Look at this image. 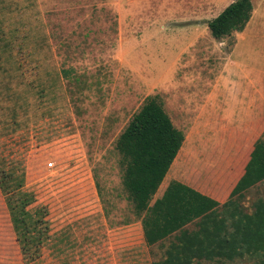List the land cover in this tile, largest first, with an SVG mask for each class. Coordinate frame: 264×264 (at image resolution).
I'll use <instances>...</instances> for the list:
<instances>
[{
    "label": "rangeland",
    "instance_id": "obj_1",
    "mask_svg": "<svg viewBox=\"0 0 264 264\" xmlns=\"http://www.w3.org/2000/svg\"><path fill=\"white\" fill-rule=\"evenodd\" d=\"M233 2L0 0V176L8 189L19 182L34 194L31 210L45 209L40 227H49L40 256L24 257L0 189L3 264L164 260L162 248L144 242L116 150L149 97L185 136L163 185L193 181L190 171L200 164L208 172L212 161L213 173L241 174L264 129L249 135L264 109V0H253L243 33L217 41L208 23ZM207 176L195 181L209 191ZM261 198L264 185L244 205L251 211Z\"/></svg>",
    "mask_w": 264,
    "mask_h": 264
},
{
    "label": "trees",
    "instance_id": "obj_2",
    "mask_svg": "<svg viewBox=\"0 0 264 264\" xmlns=\"http://www.w3.org/2000/svg\"><path fill=\"white\" fill-rule=\"evenodd\" d=\"M253 12V0H234L208 23L212 37L222 41L243 33ZM62 72L66 77L71 73ZM184 142L183 132L175 127L163 102L155 96L146 99L116 144L122 184L141 221L145 243L165 250V258L158 264L246 260L264 264V199H258L251 211L244 205L251 190L264 185V134L255 142L244 174L225 204L178 181H172L162 198L153 203ZM22 185L15 182L10 190L5 176H0V189L21 252L24 257L34 258L40 256V248L48 239L49 227H40L47 224L43 219L47 213L39 208L32 212L35 196L23 191ZM190 224H195L196 231L186 229Z\"/></svg>",
    "mask_w": 264,
    "mask_h": 264
},
{
    "label": "crops",
    "instance_id": "obj_3",
    "mask_svg": "<svg viewBox=\"0 0 264 264\" xmlns=\"http://www.w3.org/2000/svg\"><path fill=\"white\" fill-rule=\"evenodd\" d=\"M263 97H264V96H263ZM262 100H263V99H262ZM244 104L246 105L247 109L250 108V103H249V104L244 103ZM263 104H264V102H263ZM263 107H264V106H263ZM258 121H259V122H258ZM248 124H249V133H250L249 135H251V133H255V129H254V127L257 126V124H264V109H262L261 113L259 114V118L257 117V118H255V119L250 120V121L248 122ZM263 134H264V129H263L262 132H260V134L255 138L253 144H251V146H250V148H249V150H248V153H249V154H248L247 162L249 161V155H250V153H251L252 150H253V147H254L255 142H256V141H257V140H258ZM181 151H182V149H181ZM181 151L179 152L177 158H179V155H180ZM177 158H176V160H177ZM176 160H175V161H176ZM247 162H246V164H247ZM214 165H216V163H214V162L212 161V162H211V165H210V167H209L210 170H209L208 172H200V171L198 170V168L200 167V164L198 165V167H195L196 170L190 171V172H193V173H194V179H195V180H196V179L198 180V179L203 178V176H205L206 174H209V176H207V178H211V177L213 178L214 181H213V182H210V190H209V191L206 190V189L203 190V188H201L200 186L197 185V182H196L195 180L192 181V179H190V178H188V177H187L188 179H186V181L180 180L178 177H175L174 180H171V182H172V181H178V182H180V183H182V184H184V185H186V186H188V187H190V188H192V189L198 191L199 193H201V194H203V195H205V196L210 197L211 199H213V200H215L216 202H218L220 205H223V204H225V203L228 201L229 196H230L232 190L235 188V186H236V184L238 183L239 179H240V178L242 177V175L244 174V170L241 171V174H240L239 176H236V173H234V171L231 170V167L226 168V170H225V168H222L220 171L216 170V171L213 173L212 170H213ZM172 166H175V162H174V164H173ZM188 166H189V167H187L186 170H187L188 168H190V165H188ZM226 167H227V166H226ZM172 168H174V167H172ZM182 168H184V167H182ZM229 170H231V171L229 172ZM176 173H177V172H176ZM180 173H181V172H178L177 174L181 175ZM168 175H169V173H168ZM168 175H167V176H168ZM166 178H167V177H166ZM164 181H165V180H164ZM209 181H211V180H209ZM171 182H170V183H171ZM163 183H164V182H163ZM168 186H169L168 183H167V184H164V185L162 184V186L160 187L158 193H157L156 196H155V199H154L153 203H154L157 199L162 198V196H163L164 193L166 192ZM160 190H162L161 193H160ZM253 204H254V203H253ZM253 204H252V205H253ZM4 220H5V216H0V222H1V221L3 222ZM10 222H11V220H10V214H9V217H8V223H7V225H6L8 231H9L10 226H11ZM139 225H140L139 227H140L141 232H142V237H143V239H144L143 227H142L141 223H139ZM3 227H4V226H3ZM4 228H5V227H4ZM186 229L189 230L190 232H193V231H196V230H195V229H196V226H195V224H190V225H188V226L186 227ZM144 242H145V239H144ZM145 244H146V243H145ZM163 251H164V255H165V250L163 249ZM2 254H8V253L5 252V250L0 249V255H2ZM3 259H5V258L0 256V264H3ZM6 259H7V258H6Z\"/></svg>",
    "mask_w": 264,
    "mask_h": 264
}]
</instances>
